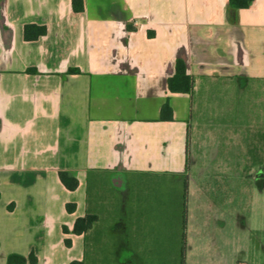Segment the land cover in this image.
Returning <instances> with one entry per match:
<instances>
[{
	"label": "crops",
	"instance_id": "1",
	"mask_svg": "<svg viewBox=\"0 0 264 264\" xmlns=\"http://www.w3.org/2000/svg\"><path fill=\"white\" fill-rule=\"evenodd\" d=\"M83 1L0 0V264H264V0Z\"/></svg>",
	"mask_w": 264,
	"mask_h": 264
},
{
	"label": "trees",
	"instance_id": "2",
	"mask_svg": "<svg viewBox=\"0 0 264 264\" xmlns=\"http://www.w3.org/2000/svg\"><path fill=\"white\" fill-rule=\"evenodd\" d=\"M253 0H229V15L233 18L234 13L237 9L246 8L250 5ZM72 6L75 11L84 10L83 0H72ZM47 29L45 26H40L36 24H26L24 27V37L26 40H34L44 35ZM78 69H70V72H78ZM169 90L172 92H190L191 91V78L186 72V64L182 59H177L175 63V73L168 80ZM161 118L162 119H173V112L168 103H165L161 108ZM59 177L64 186L69 190H75L79 181L76 177L72 176L65 170L59 171ZM10 209L13 205L9 206ZM67 210L72 212L75 210V204H67ZM97 219V216L92 214H87L84 217H79L76 219L73 232L81 234L86 232L91 228L93 222ZM67 230V228H64ZM67 245H70L71 241L66 240ZM37 262V257L34 254H30L25 257L20 254L12 253L7 258V264H35ZM70 264H80L78 261H73Z\"/></svg>",
	"mask_w": 264,
	"mask_h": 264
},
{
	"label": "rangeland",
	"instance_id": "3",
	"mask_svg": "<svg viewBox=\"0 0 264 264\" xmlns=\"http://www.w3.org/2000/svg\"><path fill=\"white\" fill-rule=\"evenodd\" d=\"M191 159V152H190V155H189V160ZM190 162V161H189ZM186 179H183V181H185ZM171 255H172V253L171 252H169L168 253V257H169V260L167 261V262H162V264H171V259H170V257H171ZM181 257H182V255H180Z\"/></svg>",
	"mask_w": 264,
	"mask_h": 264
}]
</instances>
